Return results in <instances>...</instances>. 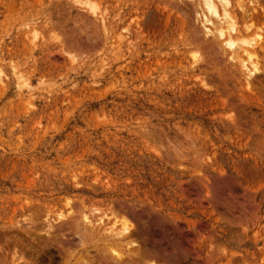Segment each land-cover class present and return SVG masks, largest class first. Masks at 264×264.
<instances>
[{
	"label": "rangeland",
	"instance_id": "obj_1",
	"mask_svg": "<svg viewBox=\"0 0 264 264\" xmlns=\"http://www.w3.org/2000/svg\"><path fill=\"white\" fill-rule=\"evenodd\" d=\"M187 7L0 0V264L98 260L82 214L141 264H264V61L245 87Z\"/></svg>",
	"mask_w": 264,
	"mask_h": 264
},
{
	"label": "bare ground",
	"instance_id": "obj_2",
	"mask_svg": "<svg viewBox=\"0 0 264 264\" xmlns=\"http://www.w3.org/2000/svg\"><path fill=\"white\" fill-rule=\"evenodd\" d=\"M180 1H187L188 6L194 11L193 14L195 15V21L199 25V30L201 32H198L199 34L201 33V37L206 41H209L208 43L217 47L221 53L225 55L229 64L233 65L234 69L236 68L245 87L252 85L253 82L256 81V73H261L262 68L259 67V61H264V26L257 22V20L261 19L260 17L264 14V7L261 4L263 0ZM190 8L188 9L190 10ZM91 12L93 15H96L93 10H91ZM199 34L198 37L200 36ZM0 73L2 75V72ZM14 74L18 83L23 81L22 77L17 72H14ZM101 222H103L101 217L98 222L92 221L89 215L82 214L81 218L73 219L72 224L67 228V231H70L75 236V242L78 245L80 244L82 246L87 240L91 241L93 238L99 241L97 244L99 246L95 243V251L99 259L91 258L90 262L87 260L83 261L82 264H141L143 258L147 255L149 256V253L152 250L154 253V249L150 251L145 244L141 247L139 242H137V244L133 240L136 235L140 237V234L135 232L136 235L133 237L134 233L131 227L132 224L127 218L123 217L121 219L122 223H120L122 224V228L120 227L121 229L119 230L114 229L113 225L109 226V228L107 227L108 229L105 230V228L103 229ZM44 230L47 243L46 246H49V244L53 245L52 242H54L61 248L64 255L67 256L72 254L69 248L64 247L62 244V240H65V234L63 232H56V229L52 224H48L47 230ZM138 237L137 239H139ZM72 243L70 245H74ZM132 247L133 250L129 253L127 252L126 257L122 256V252L120 253L118 250L119 248H122L125 251H128V249ZM35 262L34 264H36ZM74 262L76 263V261ZM23 264L26 263L24 262Z\"/></svg>",
	"mask_w": 264,
	"mask_h": 264
}]
</instances>
